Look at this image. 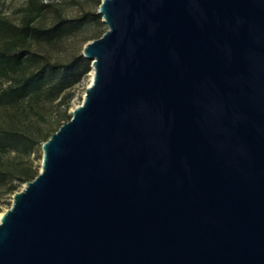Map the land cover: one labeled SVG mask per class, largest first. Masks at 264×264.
I'll return each mask as SVG.
<instances>
[{
    "label": "water",
    "instance_id": "95a60500",
    "mask_svg": "<svg viewBox=\"0 0 264 264\" xmlns=\"http://www.w3.org/2000/svg\"><path fill=\"white\" fill-rule=\"evenodd\" d=\"M101 3L0 264H264V0Z\"/></svg>",
    "mask_w": 264,
    "mask_h": 264
},
{
    "label": "trees",
    "instance_id": "16d2710c",
    "mask_svg": "<svg viewBox=\"0 0 264 264\" xmlns=\"http://www.w3.org/2000/svg\"><path fill=\"white\" fill-rule=\"evenodd\" d=\"M52 5L30 0L22 8L20 23L0 12V36L4 38L0 45V206L7 195L21 191L39 173L32 155L72 118L68 107L73 88L91 66L83 53L69 61H52L31 49L32 41L55 42L93 22L102 24L99 10L62 17L53 26L36 24L42 10ZM53 108L57 118L44 126Z\"/></svg>",
    "mask_w": 264,
    "mask_h": 264
},
{
    "label": "rangeland",
    "instance_id": "374dc122",
    "mask_svg": "<svg viewBox=\"0 0 264 264\" xmlns=\"http://www.w3.org/2000/svg\"><path fill=\"white\" fill-rule=\"evenodd\" d=\"M30 0H0V12L13 22L20 23L24 11L22 8L28 6ZM43 3H51L52 6H48L42 10L41 14L35 19L36 24L43 27L53 26L58 23L62 17L76 18L86 12L97 11L101 6L102 0H39ZM108 25H106L102 18V24L93 22L90 25H86L83 28L64 36L61 40L50 41H38L33 40L31 49L48 56L52 61L64 62L69 61L79 54L84 52V46L92 40L99 38L98 36L102 32L107 31ZM103 34V35H104ZM4 38L0 36V45H2ZM91 64V63H90ZM93 67L90 66L89 71L81 78L82 80L73 88L74 96L71 100V104L68 110L73 115L74 109L82 103L86 88L93 81ZM53 114L47 115V120L43 122L44 126L49 127L57 118L58 113L53 108ZM1 119V115H0ZM44 148L43 145L37 148L35 154L32 155L34 159V165L37 166V171L40 172L43 162ZM25 184V183H24ZM23 184V186H24ZM22 186V188H23ZM14 195H7L4 198L0 206L1 213L6 212L13 204ZM12 202V204L10 203ZM1 219V218H0Z\"/></svg>",
    "mask_w": 264,
    "mask_h": 264
},
{
    "label": "bare ground",
    "instance_id": "6f19581e",
    "mask_svg": "<svg viewBox=\"0 0 264 264\" xmlns=\"http://www.w3.org/2000/svg\"><path fill=\"white\" fill-rule=\"evenodd\" d=\"M3 215V213H1V216Z\"/></svg>",
    "mask_w": 264,
    "mask_h": 264
}]
</instances>
